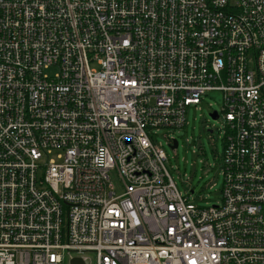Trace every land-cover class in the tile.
<instances>
[{
  "label": "built area",
  "instance_id": "2783aa9c",
  "mask_svg": "<svg viewBox=\"0 0 264 264\" xmlns=\"http://www.w3.org/2000/svg\"><path fill=\"white\" fill-rule=\"evenodd\" d=\"M208 91L223 185L200 206L156 136ZM64 258L264 264V0H0V264Z\"/></svg>",
  "mask_w": 264,
  "mask_h": 264
},
{
  "label": "rangeland",
  "instance_id": "374dc122",
  "mask_svg": "<svg viewBox=\"0 0 264 264\" xmlns=\"http://www.w3.org/2000/svg\"><path fill=\"white\" fill-rule=\"evenodd\" d=\"M221 105V92L208 91L197 108L191 106L187 110L186 123L181 129H163L156 136L166 152V168L176 187L195 205L211 206L221 201L225 130ZM213 112L219 117L212 118ZM169 139L177 141L175 149L170 148ZM62 264H69L68 259L64 258Z\"/></svg>",
  "mask_w": 264,
  "mask_h": 264
},
{
  "label": "water",
  "instance_id": "95a60500",
  "mask_svg": "<svg viewBox=\"0 0 264 264\" xmlns=\"http://www.w3.org/2000/svg\"><path fill=\"white\" fill-rule=\"evenodd\" d=\"M211 117L212 118H214V119H216L217 118V113L216 112H213L212 114H211ZM210 132V131H209ZM177 147V141L176 140H174L173 141V144H172V146L170 147L171 149H175ZM74 261H79V259H75Z\"/></svg>",
  "mask_w": 264,
  "mask_h": 264
}]
</instances>
